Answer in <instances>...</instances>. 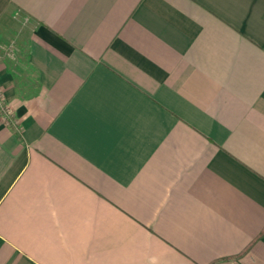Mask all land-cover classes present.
<instances>
[{
  "label": "crops",
  "instance_id": "crops-1",
  "mask_svg": "<svg viewBox=\"0 0 264 264\" xmlns=\"http://www.w3.org/2000/svg\"><path fill=\"white\" fill-rule=\"evenodd\" d=\"M0 264H264V0H0Z\"/></svg>",
  "mask_w": 264,
  "mask_h": 264
},
{
  "label": "built area",
  "instance_id": "built-area-1",
  "mask_svg": "<svg viewBox=\"0 0 264 264\" xmlns=\"http://www.w3.org/2000/svg\"><path fill=\"white\" fill-rule=\"evenodd\" d=\"M0 115L3 117L5 123L14 124L18 126V122L13 118L14 109L11 106V104L4 99L1 88H0Z\"/></svg>",
  "mask_w": 264,
  "mask_h": 264
}]
</instances>
